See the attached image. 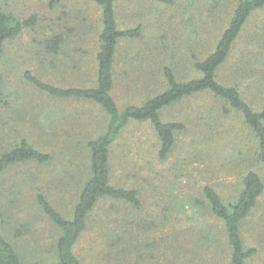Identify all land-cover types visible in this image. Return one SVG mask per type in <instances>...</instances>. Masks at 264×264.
Masks as SVG:
<instances>
[{
	"label": "rangeland",
	"instance_id": "374dc122",
	"mask_svg": "<svg viewBox=\"0 0 264 264\" xmlns=\"http://www.w3.org/2000/svg\"><path fill=\"white\" fill-rule=\"evenodd\" d=\"M186 1L117 3L120 27L143 25V36L128 43L118 65L116 95L121 107L131 91L125 87L126 79H144L151 72L161 76L159 68L165 65L172 66L179 78H188L197 74L193 61L200 57L198 52L215 46L227 24L224 0L219 13L210 10L214 0L208 5L207 0ZM0 9L22 19L36 16L33 27L7 44L0 63L5 90L0 102V152L25 137L53 155L46 164H17L0 173V232L19 247L24 264H54L60 230L35 195L38 190L45 193L58 211L70 215L74 188L60 184L66 178L75 183L83 137L103 130L105 118L88 102L37 92L27 85L24 73L28 70L61 86L86 85L96 72L101 8L89 0H64L55 8L49 0H0ZM256 16L260 17L254 16L252 24L263 26L264 12ZM55 35L65 39L56 58L45 47L46 39ZM259 47L256 39L239 38L231 60L221 68L220 80L234 82L242 64L264 68L260 55L264 48ZM153 77L147 79L155 81ZM224 105L210 94H198L164 110L165 120L186 124L166 159L158 156L159 141L150 123L127 126L114 148L113 182L138 188L141 205L111 199L97 205L75 247L84 264H231L224 222L211 213L203 189L211 186L232 201L249 170L264 180V163L257 160L254 136L241 117L224 113ZM242 234L246 245L257 248L249 264H264V193L243 222Z\"/></svg>",
	"mask_w": 264,
	"mask_h": 264
},
{
	"label": "trees",
	"instance_id": "16d2710c",
	"mask_svg": "<svg viewBox=\"0 0 264 264\" xmlns=\"http://www.w3.org/2000/svg\"><path fill=\"white\" fill-rule=\"evenodd\" d=\"M63 1L49 0V6L55 8ZM89 1L101 8L95 76L89 78L86 85L61 86L48 82L28 70L24 73L27 85L37 92L53 99L88 102L99 108L105 118L103 130L83 137L82 166L75 183L72 184L66 178L60 184L63 187L74 188L75 200L70 215L66 216L58 211L45 193L38 190L35 195L36 203L60 230L55 242L54 264H84L76 254L75 247L87 232L91 214L101 201L111 199L135 207L141 205L138 188L113 182L116 159L114 148L127 126L132 123L148 122L152 125L159 141L158 156L160 159H166L176 146L177 134L186 128V124L182 121L165 120L164 110L195 95L210 94L225 104L224 113H236L241 117L254 136L257 160L264 163V77L262 76L264 68L254 69L248 67V63L242 64L234 82L220 80L221 68L231 60L239 38L246 35L247 41L256 39L260 44L259 49L264 48V20L263 26L260 27H257L255 22L252 24L251 21L254 16L260 17L256 15L264 12V0H224L225 7H228L224 15L227 24L213 48L205 47L198 52L200 57L197 56L193 61V71L195 70L197 74L181 79L172 66L165 65L159 68L161 76L151 72L144 79H139L140 77L138 80L126 79L125 87L130 88L131 91L124 97L126 102L122 107L116 95L117 84L120 82L118 65L122 55L127 53L128 43L131 45L143 36V25L120 27L117 3L121 0ZM155 1L176 5V0ZM189 1L191 0L186 2ZM218 2V0L212 1L210 10L219 13L223 0L216 6ZM208 4L209 0L206 1V5ZM35 24V15L22 19L10 10L0 9V63L6 54L7 44L21 35L25 28L33 27ZM64 42L62 35L47 38L45 41L47 54H54L56 58ZM260 55L264 62L262 51ZM244 59L245 55L242 61ZM150 75H154L153 78L157 77V79L155 81L147 79ZM3 81L4 77L0 73V102L5 94ZM47 109L44 107L43 111H48ZM1 150L0 173L17 164L43 165L53 159L51 153L25 137L4 146ZM203 193L208 199L211 213L224 222L226 239L231 251V264H249V260L256 255L257 248L246 245L242 226L264 193L262 176L256 170H249L243 177L239 193L232 201H226L211 186H206ZM0 264H24L19 247L2 232H0Z\"/></svg>",
	"mask_w": 264,
	"mask_h": 264
}]
</instances>
